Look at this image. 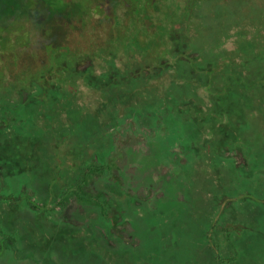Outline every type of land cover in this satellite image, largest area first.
<instances>
[{"label":"rangeland","instance_id":"1","mask_svg":"<svg viewBox=\"0 0 264 264\" xmlns=\"http://www.w3.org/2000/svg\"><path fill=\"white\" fill-rule=\"evenodd\" d=\"M63 1L56 0L57 7L54 0H0V21L19 20L28 9L40 20L45 9L54 12L53 20L36 25L65 32L73 4ZM178 1L156 0L148 15L171 28L188 18ZM114 7L122 27L127 10ZM199 7L205 16L197 13V26H210L215 39L201 44L199 65H189L206 76L223 68L226 80L214 79L213 89H229L233 99L216 98L200 76L188 84L193 87L173 83L158 100L126 112L112 131L110 149L104 146L106 152L91 160L95 168L83 177L75 174L69 185L59 178L58 192L43 185L48 172L41 163L28 168L33 158L25 160L16 130L0 124V193L16 199L0 203V215L8 218L0 233V241L8 240L6 248L0 244V264H234L242 254V264H264V206L259 223L234 216L240 193L264 189V0H206ZM18 35L23 39V32ZM133 46L121 45L122 69L142 60L135 58L137 51L146 56L145 46ZM209 54L221 59L207 71ZM89 63L81 59L78 66ZM162 78L167 87L177 71ZM52 168V175L61 174ZM219 211L233 220L220 222ZM254 232L261 237L253 246Z\"/></svg>","mask_w":264,"mask_h":264},{"label":"trees","instance_id":"2","mask_svg":"<svg viewBox=\"0 0 264 264\" xmlns=\"http://www.w3.org/2000/svg\"><path fill=\"white\" fill-rule=\"evenodd\" d=\"M155 1L68 0L73 4L71 22L62 34L54 28L37 26L38 21L50 24L53 20L54 12L45 9L47 12H43L40 20L34 18V12L28 9L19 20L0 21V124L7 131L15 129L21 136L19 142L27 150L25 160L33 158V161L29 160L28 168L41 163L43 173L48 172V176H52L49 183L46 182L48 176L44 174L43 185H49L54 192L59 191L60 187L55 183L59 178L69 185L75 174L80 172L83 177L89 169L95 168L91 160L97 152L103 154L110 149L112 131L126 112L158 100L163 90L169 89L173 83L180 85L183 82L185 85L187 82L188 85L200 76L206 90L216 98H224V101L233 99L229 89H213L217 81L226 80L221 71L223 68L206 76L199 68L193 70L189 65V61L199 65L201 44L210 42L208 37L212 36L210 26L201 29L197 26L198 14H204L199 5L206 0L176 2L181 10L184 6L188 18L171 28L158 25L148 15L153 12ZM58 4L61 3L54 0L53 5L58 7ZM116 4L127 10L128 16L122 27L117 26ZM193 8L195 12H192ZM183 22L187 24L183 26ZM222 31L224 33L225 28ZM20 32L24 34L23 39L18 35ZM121 45L132 49H135L133 45L138 48L145 46L146 56L137 51L135 58H142L136 61L138 65L129 70L122 69L118 61L123 48ZM130 52L128 50V56ZM81 59H88L91 63L79 68ZM220 59L211 58L209 54L205 63L211 64L204 67L210 71ZM186 64L187 70L184 71L182 67ZM168 71H177V78L163 87L162 76ZM86 95L90 99H86ZM62 144L65 147L69 145V149L63 151ZM86 145L88 147L84 149ZM104 146L108 147L106 151ZM74 151L78 152L75 158ZM53 165L65 176L59 172L52 175ZM29 174L33 176L35 173ZM212 193L214 197L218 189ZM253 193L250 190L239 194L242 198L237 204L235 220L247 215L251 221L260 222L263 212L259 209L264 206V189L260 188L256 195ZM15 200L14 196L0 193V203H14ZM30 204L38 206L34 201ZM218 213L220 222L233 220L231 213ZM7 220L3 214L0 215V233L5 232ZM197 229V234L202 237L203 227L199 225ZM250 236L253 246L261 237L258 232L250 233ZM238 240L241 242L240 236L235 239ZM5 241H0V244L2 242L6 248ZM244 256L242 254L234 264L245 263ZM258 260L256 256L254 261ZM229 261L231 263L230 259H220L221 264Z\"/></svg>","mask_w":264,"mask_h":264}]
</instances>
